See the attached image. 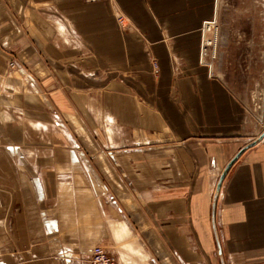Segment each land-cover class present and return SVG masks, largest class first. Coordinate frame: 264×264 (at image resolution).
<instances>
[{
  "label": "crops",
  "instance_id": "crops-1",
  "mask_svg": "<svg viewBox=\"0 0 264 264\" xmlns=\"http://www.w3.org/2000/svg\"><path fill=\"white\" fill-rule=\"evenodd\" d=\"M215 8L0 0V264H88L95 245L120 264H264V138L222 185V258L214 233L219 177L263 131L200 61ZM84 117L139 139L96 141Z\"/></svg>",
  "mask_w": 264,
  "mask_h": 264
},
{
  "label": "rangeland",
  "instance_id": "rangeland-1",
  "mask_svg": "<svg viewBox=\"0 0 264 264\" xmlns=\"http://www.w3.org/2000/svg\"><path fill=\"white\" fill-rule=\"evenodd\" d=\"M215 3L213 20L203 27V33L206 27L204 37L212 42L206 57L210 63L205 58L208 44L203 45V61L212 68L213 75L217 73L228 82H234L248 109L250 125H255L256 133L260 132L264 130V0H215ZM208 25H213L210 31ZM12 62L16 65L14 69L10 67L12 70L20 68L17 60L10 61L9 66ZM216 62L223 64L217 72L214 70ZM95 85L98 86V82ZM96 86L95 96L100 89ZM83 120L96 141L135 144L139 139L133 130L118 128L112 138L106 118L95 117L92 120L84 117ZM134 146H131L133 151ZM0 148L6 149L1 145ZM126 179L133 186V179L130 176ZM7 248L0 245L3 252Z\"/></svg>",
  "mask_w": 264,
  "mask_h": 264
},
{
  "label": "built area",
  "instance_id": "built-area-1",
  "mask_svg": "<svg viewBox=\"0 0 264 264\" xmlns=\"http://www.w3.org/2000/svg\"><path fill=\"white\" fill-rule=\"evenodd\" d=\"M86 1L87 2H101L103 0H86ZM212 20H213V17L205 20L203 25L209 24ZM118 21H119L120 25L123 27H126L128 24L125 16H123V15L119 16ZM203 25H202V28H203ZM212 26L213 25H210L208 31L211 30ZM202 31L203 30L201 29V33H202ZM207 41H208V45L206 47L205 58L207 57V54L209 53V51L211 49L210 46L212 45L211 41H209V40H207ZM202 55H203V52H202V48L200 46V61H201V63H202V60H201ZM206 61H207V58H206ZM207 62L210 63L209 61H207ZM204 65H207V64H204ZM15 66H16L15 63L12 62L10 67L12 69H14ZM88 264H120V263H119L117 257L112 252L107 250V248H105L103 245H95L92 249Z\"/></svg>",
  "mask_w": 264,
  "mask_h": 264
},
{
  "label": "water",
  "instance_id": "water-1",
  "mask_svg": "<svg viewBox=\"0 0 264 264\" xmlns=\"http://www.w3.org/2000/svg\"><path fill=\"white\" fill-rule=\"evenodd\" d=\"M264 138V130L262 131V133L255 139L253 140L251 143L247 144L245 147H243L242 149H240L238 151V153L229 161V163L226 165V167L224 168L223 172L221 173L216 189H215V193H214V197H213V207H212V218H213V225H214V233L216 236V242H217V247H218V251H219V255L222 258L223 255V249L217 234V229H216V209H217V201H218V197L220 195L221 192V188L222 185L224 183V180L227 176V174L229 173L230 169L232 168V166L238 161V159L250 148H252L253 146H255L257 143H259L261 140H263ZM222 264H224V262H222Z\"/></svg>",
  "mask_w": 264,
  "mask_h": 264
},
{
  "label": "bare ground",
  "instance_id": "bare-ground-1",
  "mask_svg": "<svg viewBox=\"0 0 264 264\" xmlns=\"http://www.w3.org/2000/svg\"><path fill=\"white\" fill-rule=\"evenodd\" d=\"M90 3H94V2H90ZM124 16V15H123ZM119 18V17H118ZM126 18V17H125ZM127 20V19H126ZM127 23H128V20H127ZM127 26H128V24H127ZM208 27V29H209V26H207ZM205 32H206V27H205ZM205 32H204V34H205ZM204 45L206 46V44H208V42H207V40H206V37H204ZM212 43V42H211ZM206 49V48H205ZM6 119H8V118H6ZM41 123V122H40ZM41 124H43V123H41Z\"/></svg>",
  "mask_w": 264,
  "mask_h": 264
}]
</instances>
